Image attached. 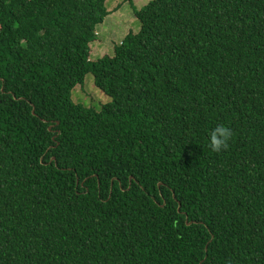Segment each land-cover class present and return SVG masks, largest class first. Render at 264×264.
<instances>
[{"label":"trees","instance_id":"1","mask_svg":"<svg viewBox=\"0 0 264 264\" xmlns=\"http://www.w3.org/2000/svg\"><path fill=\"white\" fill-rule=\"evenodd\" d=\"M106 1L0 0V264H264V0Z\"/></svg>","mask_w":264,"mask_h":264},{"label":"rangeland","instance_id":"2","mask_svg":"<svg viewBox=\"0 0 264 264\" xmlns=\"http://www.w3.org/2000/svg\"><path fill=\"white\" fill-rule=\"evenodd\" d=\"M151 0H107L106 7L109 14L105 20L97 26V39L91 43L90 59L96 60L106 54L113 55V50L130 31H139L141 22L135 14V8L140 10ZM72 99L85 106H93L101 109L102 105L111 100L95 84L92 72H88L84 81L78 83L72 90Z\"/></svg>","mask_w":264,"mask_h":264},{"label":"clouds","instance_id":"3","mask_svg":"<svg viewBox=\"0 0 264 264\" xmlns=\"http://www.w3.org/2000/svg\"><path fill=\"white\" fill-rule=\"evenodd\" d=\"M231 135V129L224 125H218L213 128L209 133V146L212 151L220 152L227 149Z\"/></svg>","mask_w":264,"mask_h":264},{"label":"water","instance_id":"4","mask_svg":"<svg viewBox=\"0 0 264 264\" xmlns=\"http://www.w3.org/2000/svg\"><path fill=\"white\" fill-rule=\"evenodd\" d=\"M33 112H34V111H33ZM180 206H181V205L179 204V209H180ZM190 223H191V222H190ZM190 223H189V224H190Z\"/></svg>","mask_w":264,"mask_h":264}]
</instances>
